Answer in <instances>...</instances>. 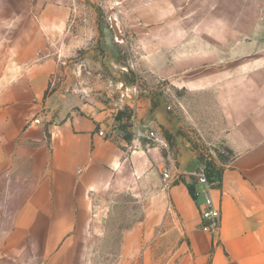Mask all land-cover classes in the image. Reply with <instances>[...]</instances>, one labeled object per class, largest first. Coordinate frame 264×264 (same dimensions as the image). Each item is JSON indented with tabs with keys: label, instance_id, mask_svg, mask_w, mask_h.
<instances>
[{
	"label": "crops",
	"instance_id": "0c3cea01",
	"mask_svg": "<svg viewBox=\"0 0 264 264\" xmlns=\"http://www.w3.org/2000/svg\"><path fill=\"white\" fill-rule=\"evenodd\" d=\"M63 13L44 0H0V264H94L87 236L97 232L114 233L103 249L117 251L98 264H264V114L228 129L235 155L211 191L221 223L203 231V197L188 188L201 186L182 155L175 166L145 136L153 121L133 115L128 140L117 108L51 89L57 53L46 41ZM174 168L179 178L163 188ZM125 192L135 208L119 209Z\"/></svg>",
	"mask_w": 264,
	"mask_h": 264
},
{
	"label": "rangeland",
	"instance_id": "374dc122",
	"mask_svg": "<svg viewBox=\"0 0 264 264\" xmlns=\"http://www.w3.org/2000/svg\"><path fill=\"white\" fill-rule=\"evenodd\" d=\"M48 3L62 7L67 18L46 41L47 51L57 53L51 89L94 108H117L116 127L128 140L135 138L133 115L140 123L153 121L175 166L182 155L183 169L221 176L235 155L228 129L245 113L264 114V0ZM118 197L119 209L137 205L130 193ZM97 221L103 226L106 218ZM103 235L87 236L96 240L90 263L117 257L115 249H103Z\"/></svg>",
	"mask_w": 264,
	"mask_h": 264
},
{
	"label": "built area",
	"instance_id": "2783aa9c",
	"mask_svg": "<svg viewBox=\"0 0 264 264\" xmlns=\"http://www.w3.org/2000/svg\"><path fill=\"white\" fill-rule=\"evenodd\" d=\"M34 122L39 123L40 120L38 117L34 119ZM100 135H104L102 131L98 132ZM135 135L137 137H141L143 134L140 132H135ZM145 136L148 139L153 140L154 142L159 143L162 147L168 150V144L167 142L161 137L154 129H148L146 131ZM173 172H169L168 170H163L162 172V179L164 181L163 188H166L169 184V180L178 179L180 173L177 172V170L174 168L172 170ZM189 177H196L195 184H199L201 186L200 190H195V195L201 194L203 197V200L201 202L200 207V219L202 221L201 229L206 232L215 233L218 231L221 223V211L220 206L217 204L212 195L211 191L214 187V181L210 180L208 177L204 174V172H196L191 171L189 174Z\"/></svg>",
	"mask_w": 264,
	"mask_h": 264
},
{
	"label": "trees",
	"instance_id": "16d2710c",
	"mask_svg": "<svg viewBox=\"0 0 264 264\" xmlns=\"http://www.w3.org/2000/svg\"><path fill=\"white\" fill-rule=\"evenodd\" d=\"M117 119H120L118 116H116ZM208 177L211 179V180H214L215 178H220V174L218 172H215L214 170H211L208 174ZM188 188H189V191L191 194L195 195V188H194V185L193 184H189L188 185Z\"/></svg>",
	"mask_w": 264,
	"mask_h": 264
}]
</instances>
